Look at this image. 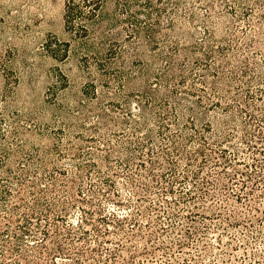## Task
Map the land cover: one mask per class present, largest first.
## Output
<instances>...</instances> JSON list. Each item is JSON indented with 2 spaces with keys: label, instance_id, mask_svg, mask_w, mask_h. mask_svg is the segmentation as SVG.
Masks as SVG:
<instances>
[{
  "label": "trees",
  "instance_id": "16d2710c",
  "mask_svg": "<svg viewBox=\"0 0 264 264\" xmlns=\"http://www.w3.org/2000/svg\"><path fill=\"white\" fill-rule=\"evenodd\" d=\"M194 2L65 0L68 39L45 50L56 60L75 58L85 81L72 105L62 93L67 75L50 73L51 122L23 125L51 136L50 146L26 148L16 127L8 125L11 140L0 128V169L15 163L0 171V264H111L123 244L108 236L119 234L129 247L160 242L144 254L194 245L197 253L175 264H202L207 255L208 264H225L221 236L218 252L205 240V219L234 227L218 206H233L232 197L250 212L264 199V54L248 56L254 44L264 48V31L248 18L264 17V0L226 1L225 13L242 12L240 27L227 29L222 13L206 11L200 38L174 30L196 20ZM247 30L263 39L242 45ZM108 203L118 208L104 209ZM174 206L186 213H168ZM199 206L212 211L191 210ZM184 219L204 223L185 227V241L175 236ZM255 256L228 259L261 264Z\"/></svg>",
  "mask_w": 264,
  "mask_h": 264
},
{
  "label": "rangeland",
  "instance_id": "374dc122",
  "mask_svg": "<svg viewBox=\"0 0 264 264\" xmlns=\"http://www.w3.org/2000/svg\"><path fill=\"white\" fill-rule=\"evenodd\" d=\"M190 1H195L193 3V9L197 15L196 20L187 26L181 25L179 28L183 27L182 30L176 27L174 29L175 31H189L195 38H200L204 27L201 19L206 11H211V13L215 11V15L222 13L220 17L223 23L221 25L227 29L232 26L237 25L240 27L243 25L240 20L236 21L235 19L242 12L237 11L239 15L233 17L223 11L227 8V3L231 4V2H226L228 0ZM183 3L186 6H190L185 1ZM107 6L108 8H112V2L110 3L108 1ZM64 7L65 0H0V114L3 116V119L0 121V128L7 133V139L11 140V137L15 134L10 133L8 128L10 126L16 127L19 131L18 137L23 140V145L26 148L31 144L47 147L53 142L51 136L39 135L31 129L32 127L28 129L23 128L25 123L30 124L37 117L43 122H51L48 111L52 110V108L48 107L45 103L47 87L54 81L50 73L55 72V69H59L67 75L69 87L62 93L66 95L65 102H72V105L75 102V94L79 95L82 84L85 81L77 67L75 58L70 56L66 60H56L45 50L48 42L54 44L56 40L68 39V34L64 29ZM165 17L162 18L163 22H165ZM248 18L255 20L254 24L257 31H264V17L258 19L255 13L254 16L252 15ZM261 23H263V26ZM243 29L245 28L243 27ZM215 30L217 31L215 35L217 38H220L223 30H220V26L218 25L217 28L215 27ZM164 31H168L173 35L175 34L171 30L165 29ZM247 31L248 35L241 42L244 46L250 38L256 40L263 39L258 37V34L252 30ZM251 50H253V53L248 54L249 57L259 58L258 53L264 54V48L257 44H254ZM243 54L247 56L245 51H243L239 54L241 59H243ZM184 55L181 52L178 57L181 59ZM58 101L64 102L61 99ZM41 115H44V117ZM14 165L13 159L10 158L0 171L4 172L7 168L13 169ZM238 176L244 177L242 175ZM245 181L247 183L245 191H247L251 186V182L246 177ZM250 198L248 205L254 203V197ZM229 202L234 204L236 213L231 212L230 208L233 206H229L230 204L225 202L215 210L221 212L230 222L236 221L237 224L234 227H229L226 222H222L217 218L205 219L204 222L211 227L205 240L210 245L212 244L211 246L214 252H218L217 247L220 245L217 243V238L221 236L222 244L219 248L224 249L225 253H227L224 254L225 264H238L236 260H229L228 257L229 255H236L237 259H239L238 256H242L244 251H247V253L255 251V258H258L261 261L260 263L264 264V257L261 258V254L264 251V199L254 204L257 210H251L250 212L246 211L247 206L244 202L241 204L237 203L232 197ZM112 208L118 207L116 204L112 205V203L104 205V209L110 210ZM191 210L206 214H210L212 211L209 208H200V206L198 208L192 207ZM168 211V213L173 211L183 214L186 213V211L176 206L168 209ZM118 212L123 213L121 207H119ZM159 213L162 216L166 215L164 212ZM154 214L152 215L153 222L158 225L160 221L158 218H154ZM242 224H246V226ZM194 225L199 228L203 227L204 223L200 221L189 224V221L184 219L183 225L178 230L180 235L176 233L175 236L185 241L187 239L184 233L185 227L190 226V229H192ZM224 228L227 229V232L223 231ZM108 237L111 241L120 240L123 244L122 250H114L117 256L115 260L111 261V264H175L176 262L174 260L178 259L181 261L182 258L197 253L194 245H191V247H184L181 252L170 249L167 251L153 250L150 254H144V247L150 249L160 242L155 241L151 245H143L141 241H134L135 247H129L121 234ZM166 243H170V240L166 239ZM240 244L241 246H239ZM106 246L112 248V245L106 244ZM133 254L136 255L134 256L135 260L128 262L131 260ZM138 259L140 260L138 261ZM205 259L206 261L202 264H208L212 256L207 255ZM247 262V264H250L252 259ZM218 263L220 264L222 262L218 261Z\"/></svg>",
  "mask_w": 264,
  "mask_h": 264
}]
</instances>
